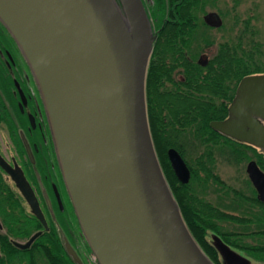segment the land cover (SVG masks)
Instances as JSON below:
<instances>
[{
  "label": "water",
  "instance_id": "obj_1",
  "mask_svg": "<svg viewBox=\"0 0 264 264\" xmlns=\"http://www.w3.org/2000/svg\"><path fill=\"white\" fill-rule=\"evenodd\" d=\"M204 19L222 22L216 11ZM0 20L38 83L67 191L98 263L214 264L188 228L154 146L145 93L154 35L143 0H0ZM209 124L264 153V72L242 76L226 117ZM167 155L187 182L183 156L173 146ZM0 165L45 223L22 171L1 156ZM246 172L264 199L255 159ZM39 233L14 243L25 248ZM212 239L223 264H250L220 236Z\"/></svg>",
  "mask_w": 264,
  "mask_h": 264
},
{
  "label": "trees",
  "instance_id": "obj_2",
  "mask_svg": "<svg viewBox=\"0 0 264 264\" xmlns=\"http://www.w3.org/2000/svg\"><path fill=\"white\" fill-rule=\"evenodd\" d=\"M143 1L147 10L157 15L159 19L166 13V10H168L169 16L175 14L178 18L186 19L187 17L189 0H179L180 3L176 6L168 4V2L172 3L177 0H153L155 8L152 3L148 4L146 0ZM211 1L213 0H191V31L193 25H198L201 22L202 25H205L198 12H203L206 4ZM173 8L180 10L176 13L172 11ZM248 26L246 21L244 28L237 31L234 37L225 38L216 43L215 51L208 64L202 69L204 72L201 82L199 83V78L191 77L194 84H191V101L188 104L163 114L157 110L151 96L147 97L149 126L165 177L190 231L214 264H221V259L217 248L207 238V230L217 232L230 246L242 249L254 259L261 261L257 264H264V205H262L260 213L253 211L252 205L259 202V199L255 196L254 187L249 179L245 181L249 191L232 187L220 179L214 170V149L219 148L220 152L225 153L226 157L235 163L255 158L263 170L264 153L249 143L221 134L209 125L211 119L226 115L227 105L242 76L264 72V52L262 50L264 48L259 40H255L253 30L248 32ZM201 34L206 38V41L213 42L205 30H202ZM11 37L13 38V36ZM15 43L17 44L16 41ZM21 56L31 72L22 53ZM147 84L149 85V72L146 78L148 90ZM47 121L50 138L57 156L48 118ZM170 146L180 152L190 169V178L187 182H181L178 179L170 164L167 155V148ZM193 149L197 151L195 155L191 153ZM31 174L35 179L34 173ZM193 180L197 181L198 186L202 183L208 184L209 181L214 182L219 185L220 190H225L226 194L228 191L232 192V195L229 196L228 202L222 200L215 203L204 197V193L199 195L197 187H193ZM10 184L0 173V201L3 202H0V215L9 227V232L3 234L0 239L1 246L16 249L19 253L20 264L23 262L36 264L35 260L39 254V256L43 255L49 264H77L64 250L58 231L53 229L44 231L28 248L17 247L9 240L13 232L12 221L7 218L15 217V220L18 221L20 231L17 236L21 237H26L40 226L35 216L26 209L23 198L16 196V191ZM241 202H244L242 220L236 213H233ZM241 221L244 223L241 230L236 225L232 228L223 225L224 222L236 224ZM250 223H254L256 227L250 228ZM85 249L91 252L87 240ZM94 262V264H99L96 259Z\"/></svg>",
  "mask_w": 264,
  "mask_h": 264
},
{
  "label": "flooded vegetation",
  "instance_id": "obj_3",
  "mask_svg": "<svg viewBox=\"0 0 264 264\" xmlns=\"http://www.w3.org/2000/svg\"><path fill=\"white\" fill-rule=\"evenodd\" d=\"M178 3L179 0L168 2L174 6ZM145 9L154 35L146 71V78L149 72V85L147 84L149 91L145 81L146 103L150 95L157 110L166 114L191 101V84H194L191 77L199 78V83L201 82L204 72L202 69L208 64L215 50L212 52L213 43L206 41L201 33L194 34L200 24L193 25L191 31V0L188 1L186 19L178 18L175 14L169 16L168 10L159 19L157 15L149 12L146 6ZM179 10L172 9L176 13ZM204 14H202L203 20H205ZM11 36L9 30L0 21V132L4 133V136L0 135V156L12 167L22 171L36 196L45 223L32 211L14 180L0 165V173L11 183L16 196L23 198L26 209L40 224L26 237H21L17 236L20 231L18 221L15 217L7 218L12 221L13 235L9 240L16 245L14 240L24 242L35 231H40L39 236L44 231L53 229L58 231L64 250L77 264H94L93 254L85 249L86 240L63 181L62 170L50 138L42 97L35 86L32 73L21 56L18 44ZM193 91L196 93L195 90ZM226 115L215 119H223ZM31 173H34L35 179ZM253 187L259 202L254 203L252 208L254 206L261 208L264 199L254 185ZM243 204L244 202L240 203L237 209L239 212H236L241 220L244 216ZM236 224L239 225L240 230L244 226L242 221ZM8 229L5 219L0 215V239L3 234L9 232ZM212 236V231L208 232L207 238L209 237L211 242ZM219 236L221 237L220 234ZM67 247L73 250L74 255ZM38 259L40 256L37 260L34 259L36 264H42L41 260L37 262ZM0 264H20L18 251L3 248L0 242Z\"/></svg>",
  "mask_w": 264,
  "mask_h": 264
},
{
  "label": "rangeland",
  "instance_id": "obj_4",
  "mask_svg": "<svg viewBox=\"0 0 264 264\" xmlns=\"http://www.w3.org/2000/svg\"><path fill=\"white\" fill-rule=\"evenodd\" d=\"M146 2L148 4L152 3V5L155 8V5L153 4L154 3L153 0H146ZM208 11L218 12L222 19L221 24L218 26H211L209 25L210 24L209 22L202 19L205 25H202V22H201L199 29L195 30L194 34H197V33L200 34L202 30H205L209 38H211V40L213 41L211 42L213 43L212 52L215 50L216 43L218 41L223 40L225 38L234 37L237 31L244 28L243 26L245 25L246 21L249 24L248 32L249 31L251 32V29H252L254 32L255 40H259L260 43L262 44V47L264 48V0H213L206 4L203 12H198V14L202 18V14ZM262 50L264 52V49ZM34 82H35V86L39 89L38 83L35 78H34ZM0 135L4 136V133L0 132ZM191 153L195 155L197 151L193 149ZM214 156H215L214 170L219 175L220 179H222L226 184L231 185L232 187H235L243 191L244 190L249 191V187L247 183L245 182L246 179H249V177L247 176V172H246V163L248 159L241 161L239 163L232 162L226 157L225 153L220 152L219 148L214 149ZM192 184H193V187L195 186L197 187L199 195L204 193V197H206L208 200H211L215 203H218L219 201H222V200L224 202H228L229 196L232 195V192L229 193L228 191V194H226L225 190L224 191L220 190L219 185L214 182L211 183L209 181L208 184L202 183L198 186L197 181L193 180ZM253 209L255 212L259 210L258 213H260L261 208H259L258 206H254ZM236 212H239V211L238 210L233 211V213H236ZM223 225L229 228H232L233 226L236 225L237 228L240 229L239 225L235 223H228V222L225 223L224 222ZM255 227L256 226L254 223H250V228L254 229ZM207 231L210 232L212 230H207ZM212 235L219 236V234L215 231L214 232L212 231ZM208 239L210 241L209 237ZM21 240H24V239H21ZM232 248L235 249L240 254L244 255L246 258H248V260L250 261L249 263H253V264L261 263V261L254 259L246 251L242 249L234 248V247ZM42 256H40V259H38L37 262L41 260L42 264H46L47 259L44 256L43 257ZM219 256L221 259V264H223L220 253H219ZM93 258H95L94 255H93ZM22 264H26V262H23Z\"/></svg>",
  "mask_w": 264,
  "mask_h": 264
}]
</instances>
